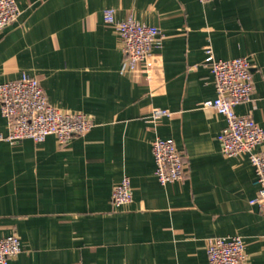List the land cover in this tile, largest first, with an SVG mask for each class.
<instances>
[{
  "label": "crops",
  "instance_id": "0c3cea01",
  "mask_svg": "<svg viewBox=\"0 0 264 264\" xmlns=\"http://www.w3.org/2000/svg\"><path fill=\"white\" fill-rule=\"evenodd\" d=\"M18 20L0 31V84L27 72L49 101L83 111L94 126L61 141L0 138V238L23 250L7 264H209L213 236L241 235L249 264H264V208L247 154L226 156L225 116L204 65L247 56L254 101L235 106L264 127V0H17ZM118 19L158 26L148 72L124 69ZM154 107L170 111L157 123ZM8 133L0 109V135ZM173 138L186 162L182 180L162 184L152 141ZM125 175L133 200L118 207Z\"/></svg>",
  "mask_w": 264,
  "mask_h": 264
},
{
  "label": "built area",
  "instance_id": "2783aa9c",
  "mask_svg": "<svg viewBox=\"0 0 264 264\" xmlns=\"http://www.w3.org/2000/svg\"><path fill=\"white\" fill-rule=\"evenodd\" d=\"M20 14L17 0H0V31L16 22ZM103 16L106 23L115 27L122 41L126 54L124 69L148 72L147 60L162 36L161 29L142 23L133 16L118 19L114 8L104 9ZM204 65L214 76L217 96L204 101L203 105L214 107L226 119V126L219 134L222 151L229 157L243 153L249 156L256 170L255 183L259 187L257 202L264 208V127L250 113L239 114L235 110V106L242 102L254 101L252 62L247 56L216 58L212 47H208ZM0 109L8 123V133L1 134L0 138L12 143L25 138L40 142L49 134H55L66 142L94 126L93 118L88 113L53 105L40 79L27 72L17 79L0 84ZM167 115H170L168 109L154 107L151 121L157 123ZM152 151L156 164L155 173L162 184L185 177L186 162L173 138L155 137ZM112 197L118 207L132 202L133 187L129 176L125 175L115 184ZM22 250V241L17 233L1 237L0 264H7ZM207 254L209 264H249L241 235L210 237Z\"/></svg>",
  "mask_w": 264,
  "mask_h": 264
}]
</instances>
